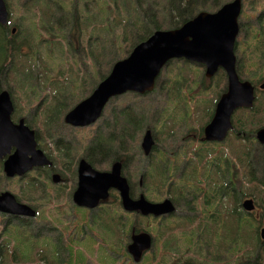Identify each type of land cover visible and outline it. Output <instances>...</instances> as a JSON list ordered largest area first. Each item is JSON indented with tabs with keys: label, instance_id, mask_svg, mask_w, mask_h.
Listing matches in <instances>:
<instances>
[{
	"label": "rangeland",
	"instance_id": "obj_1",
	"mask_svg": "<svg viewBox=\"0 0 264 264\" xmlns=\"http://www.w3.org/2000/svg\"><path fill=\"white\" fill-rule=\"evenodd\" d=\"M121 1L4 0L8 23L3 26V37L7 42L5 52L11 57L0 64V92L10 96L13 124L22 120L35 132L37 143L41 140L50 150L49 159L61 182L54 187L45 183L44 190L38 183V198L45 203L19 195L32 193L24 187L30 181L25 175L17 187L13 181L0 182V192H8L36 213L33 220L21 217L19 221L24 224L32 221L23 229L10 226L15 219L0 217V264H48L49 259V264H136L141 257L133 263L125 254L131 228L132 234L145 233L150 238L147 254H142L138 264H253L259 249L256 234L263 222L264 189L246 183L240 164L245 163L244 152L247 158L261 145L254 137L264 127V88H260L264 84V52L255 30H261L258 34L262 36L264 25L258 28L253 26L254 19L245 20L241 14L238 17L235 71L239 81L255 87V107L252 112L244 108L233 112V129L222 142L199 139L218 98L225 93L223 72L218 70L206 77L204 67L192 63L197 69L192 75L187 65L175 59L170 61L177 64L175 73L159 74V85L151 93L112 98L94 124L80 130L71 128L63 124L64 115L91 94L113 64L145 40L142 30L128 29L127 34L99 31L107 23L114 28L123 20L121 11L127 8ZM232 1L211 0L209 4L202 0L196 10L211 13ZM240 1V13H249L255 10L253 2L263 0ZM154 2L153 9L160 12L161 0ZM135 9L143 10L129 8L128 17L134 16ZM157 17L154 13L150 18L160 25L155 21ZM153 31L157 30L151 34ZM97 35L104 37L102 44L113 55V63L106 57L96 61L90 57ZM198 83L201 89L195 90ZM188 92H193L192 97H187ZM184 96L186 103L182 102ZM135 122L140 129L135 128ZM60 123L68 128L60 127ZM125 127L129 128L128 134L121 133ZM145 131L153 142L147 155L139 146ZM250 131L253 138L247 141L244 136ZM109 136L111 145L104 142L110 140ZM97 141L101 142L100 149H108L106 154L111 147L108 156L102 150V155L96 156ZM246 144L250 154L244 149ZM78 160L106 173L110 172L109 166L121 161V175L127 180L131 198L142 194L151 203L167 199L175 212L160 226L147 218L136 220L138 216L129 213L122 220L120 216L125 213L117 192L111 190V203L102 210L94 209L98 210L96 215H87L72 201ZM247 178L255 176L248 174ZM217 187L219 193L214 192ZM242 200L250 201L255 212L245 213ZM195 231L198 239L192 245L187 235Z\"/></svg>",
	"mask_w": 264,
	"mask_h": 264
},
{
	"label": "water",
	"instance_id": "obj_2",
	"mask_svg": "<svg viewBox=\"0 0 264 264\" xmlns=\"http://www.w3.org/2000/svg\"><path fill=\"white\" fill-rule=\"evenodd\" d=\"M241 12L240 0L224 4L212 13L199 12L180 27L172 30L155 31L139 44L127 58L116 62L107 76L93 89L91 94L68 111L63 121L74 127L93 124L101 115L106 103L124 93L142 95L153 89L155 78L162 66L171 59H183L204 67V76L210 77L221 70L226 79V90L214 107L212 117L203 128L205 141H222L231 129L230 118L237 109H248L253 103V87L239 81L235 71L234 43L238 35V17ZM7 21V12L0 0V25ZM264 88V84L260 86ZM13 111L7 92L0 93V159L10 150L13 152L3 163L5 176L23 175L32 167L45 166L43 156L35 150L33 132L22 120L17 124L10 121ZM255 140L264 143V127L255 133ZM153 142L145 131L140 148L147 155ZM11 164H16L12 166ZM88 173V176L86 175ZM77 186L72 194L73 203L80 208L93 209L108 197V191L117 192L123 211H137L141 216H165L173 212L171 203L164 199L151 203L142 195L131 200L126 179L119 167L110 172H99L81 160L77 165ZM56 182L58 177L56 176ZM245 211H251L250 201L241 204ZM0 213L14 216L33 217L34 212L15 201L8 192H0ZM259 237L264 243V217ZM150 238L145 233L131 236L129 253L136 261L149 248ZM139 245V246H137Z\"/></svg>",
	"mask_w": 264,
	"mask_h": 264
},
{
	"label": "trees",
	"instance_id": "obj_3",
	"mask_svg": "<svg viewBox=\"0 0 264 264\" xmlns=\"http://www.w3.org/2000/svg\"><path fill=\"white\" fill-rule=\"evenodd\" d=\"M199 1H202V0H161L162 5H163L162 9L160 12H156L155 9H153L154 3H155L154 0H124V1H121V3H123L126 6L127 11H125V10L121 11V13L123 15V20L121 19L119 21L118 25L114 26V28L109 26V24L107 23L104 25V27L100 28L99 31H107L109 29V30H114L115 32H122L124 34H127V33H129V31H127L128 29H131L133 31L134 30H142V31H144V34H145L144 38H146L147 35L151 34L152 30H166L169 28L173 29V28L180 26L181 24H183L187 20L191 19L193 16H195L199 12V10H196L197 9V3ZM207 2L210 4L211 0H206V3ZM54 3H56V2L54 1ZM209 4H206V6H208ZM252 4H254L255 10L253 12H249V13H241V17L244 18L245 20H249V19L253 20L254 19L253 24H255V25H253V26L259 25L258 28H261V26L264 25V0L263 1H255ZM135 7L142 8L143 10L138 11V9H137V11H136V9H135L133 11L134 16L131 18L128 17V9L129 8H135ZM156 10H158V9H156ZM142 11H144V13ZM154 13L158 15V17L155 19V21L160 22V25H155L153 23L154 22L153 18H150L154 15ZM0 29H1V34H0V64H3V61L5 59L11 57V54L10 53L8 54L7 52H5V49H6L5 43H7L5 38L3 37V34L5 33V31H4V28L1 26H0ZM251 30H254V27H251ZM255 31H256L255 36L261 37L260 46L262 47V52H264V32H262V36H261L260 34H258V32L261 30L256 29ZM102 39H104V37ZM102 39H100V37L97 35L96 39L93 40V42H94V45L92 43L93 54L90 57H92L93 61H96L102 57H106L110 60V63H113V59H112L113 55L111 53L107 52V47L102 44ZM143 39H141V40H143ZM100 40H101V42H99ZM141 40H139V41H141ZM121 58H123V56ZM181 61H182L181 62L182 65H187V70L189 73H191L192 75L194 73V75H196L197 69H195L192 66V64H188L187 62H185L183 60H181ZM181 63L179 64L180 67H181ZM176 66H177L176 62H174L173 64L171 62H168L164 67H162V69L159 73L160 76H162L165 73H175V67ZM180 67H178L177 70ZM159 74H158V76H159ZM158 76H157V78H158ZM157 78L155 79V83H154L155 88H157V86L159 85V81ZM171 81H172V77L168 81L169 84H171ZM154 87H153V90H154ZM200 89H201V84L200 83L196 84L195 90H200ZM192 95H193V92L187 93L188 98L192 97ZM185 100H187L186 96H184L182 98V102L186 103ZM253 107H255V105L251 106V109H245V110H249L250 112H252ZM60 125H61L60 127L68 128L61 123H60ZM134 126L136 129L141 128L140 124L138 122H135ZM121 131L120 132L122 134H128L129 128L125 127ZM252 138H253L252 131H250L248 135L244 136V139L247 141H249ZM49 139H52V138H49ZM111 141H112V137H110V140L107 141L109 143V145H111ZM244 149L247 150L249 154L251 153V149H249L248 144L245 145ZM101 150L104 151V153H105L104 156H108L109 153L112 151L111 147H110V152L108 154H106V152L108 151L107 148H104V149L98 148V150L96 151L97 152L96 156H98L100 154L102 155ZM66 151H67V149H65L64 152H66ZM236 153L237 154L239 153L237 151V149H236ZM242 158H243L245 163L240 164V166H241V169L243 172V177H245L246 183H249L252 185L257 184L258 187H261L262 189H264V144L260 145V146L257 145L256 150L253 153V155L251 154V156H249L247 158H246V152H244L242 154ZM252 161L254 162L255 166H252ZM220 165H221V163H220ZM234 174H235V172H234ZM248 174L251 176H255V178L254 179H248L247 178ZM28 177H29L28 179H30V181H29L28 185L24 186V187H26V189L28 191H31L32 193H29L28 195L24 196V195L19 193L20 190L18 188H17V193H19L20 196H23L26 199L28 197L34 198L36 203H45V201L43 199L38 198L39 197V195H38L39 189H40V187L38 186V183L43 186V190H44V186H45V183L42 179L41 172H38L35 177L33 175L28 176ZM232 178H233V175H232L231 179ZM164 181H166V180H164ZM13 182H15V185L17 187V184H19L21 182V180L20 181H13ZM0 188H1V185H0ZM173 188H175V187H173ZM178 192L181 193L180 190H178ZM204 205H206V202H204ZM238 218L240 219L242 217L239 215ZM13 219H15V220H13ZM20 219H21V217L10 218V220H13V222L14 221L16 222V223H11L10 226H12L13 228H15V226H16L17 228L23 229L25 227H30V225L32 224V221L30 222L29 220H27V224H24L23 222L19 221ZM5 225H6V222H5ZM196 232L197 231L189 232V234L187 235L188 240H190L191 238L196 236L195 235ZM17 236H18V234H17ZM255 240L257 242H259V237L257 236V234H256ZM231 244H233L232 241H231ZM53 247H54V245H53ZM53 247H52V249H53ZM54 249H55V247H54ZM52 252H54V251L51 250V253ZM257 258H259L258 259L259 261H257ZM76 259H79L78 256L76 257ZM256 262H264V244L261 242H259L258 254H256V256H253V264H256ZM49 263H50V259L48 260V264ZM70 263H72V262H70ZM43 264H46V263H43Z\"/></svg>",
	"mask_w": 264,
	"mask_h": 264
},
{
	"label": "flooded vegetation",
	"instance_id": "obj_4",
	"mask_svg": "<svg viewBox=\"0 0 264 264\" xmlns=\"http://www.w3.org/2000/svg\"><path fill=\"white\" fill-rule=\"evenodd\" d=\"M38 137L36 136V135H34V141H35V150H39L40 152H41V154H42V156H43V159L45 160V162L46 163H48V165H45V166H36V167H32L30 170H28V171H26L23 175H17V174H14L13 176H10V177H7V178H5V175L3 174V171H2V168H3V163H4V161L6 160V158L13 152V149H11L10 150V152H9V154H6V156H4V157H2L1 159H0V178L2 179V180H4V181H7V180H9V181H20V180H22L23 179V176L25 175V177L27 176H31V175H33L34 177L37 175V173L38 172H41V174H42V179H43V181H44V183H48V184H50L52 187H54V185L55 184H57V182H61V180L59 179V175L57 174L58 172L56 171L57 169L54 167V165L55 164H53V162L52 161H50V160H48L47 159V152H46V149H45V147H44V144L41 142V140L39 141V143H37V139ZM108 141V140H107ZM107 141H104V142H107ZM199 141L200 142H202V141H205V139L203 138V134H202V138H200L199 139ZM205 142H207V141H205ZM100 145H101V142H99V141H97V147H96V150L95 151H97L98 150V148L100 147ZM81 160H78V163L80 162ZM78 163H77V165H78ZM87 164H89V163H87ZM90 165V164H89ZM119 167V170H120V172H121V161H119V162H117V163H114V164H112L111 166H109V168H111L112 170H113V168H115V167ZM92 167V166H91ZM75 174H77V166H76V168H75ZM86 175L88 176V173L86 172ZM56 176L58 177V181L56 182L55 180H56ZM77 176V175H76ZM76 185H77V181H76ZM187 190V189H186ZM219 190H220V187H217L216 188V190H214V192H216V193H219ZM190 191V190H189ZM110 193H112L111 191H109V194ZM188 193V192H187ZM183 194L184 195H186V192H183ZM140 195H142V194H139L136 198H131L130 197V199L131 200H136V199H138L139 198V196ZM220 195V194H219ZM129 196H130V192H129ZM142 197H143V195H142ZM112 197H110V195H108V198L106 199V200H104V201H99L100 203H99V205H97V207L100 209V210H102L104 207H106V206H108V204H110L111 202L109 201L110 199H111ZM244 201V200H243ZM242 201V202H243ZM159 202H161V201H159ZM242 202H241V204H242ZM154 203H157V202H154ZM210 204V203H209ZM209 204H207L206 203V205L208 206ZM106 205V206H105ZM96 207V208H97ZM96 208H94V209H96ZM94 209H92V210H86L87 211V215H89V216H91V215H96V213H98V210H95V211H93ZM255 210H256V208H255V206H252V210L251 211H245V213H248V214H250V213H254L255 212ZM264 212V211H263ZM129 214H131L132 216H138L137 218H136V220L137 219H140V218H143V219H146V220H148V221H151L152 223H154L156 226H160L161 225V223L165 220V218H167V216H164V217H151V216H147V217H142L140 214H139V212H137V211H134V212H132V213H129ZM125 215H126V217H125ZM262 215H263V217H264V213H262ZM1 217H5V215L3 216V214H1L0 215ZM127 213H125L124 215H122V216H120V219H125V218H127ZM6 217H10V216H6ZM14 217V216H13ZM10 218H12V217H10ZM191 218H192V216H190V222H191ZM136 220H134V223H136ZM127 226H128V224H127ZM261 227H262V224H261ZM260 227V228H261ZM258 231H259V229H258ZM132 233H134V229L133 228H131L130 229V234H129V243L127 244V246L125 247V250H126V252H125V250H124V252H125V254L127 255H129V257L131 258V260L133 261V263H136V261L133 259V257H132V255L129 253V251H128V248H129V246H130V244H131V236L133 235ZM137 235V234H136ZM135 236V235H134ZM194 239H198V234H197V236H194L193 238H191L190 240H189V242L193 245L194 243H193V240ZM152 242H153V239H152ZM259 242H261L260 240H259ZM137 246H139V245H137ZM61 249L63 250V247H61ZM64 251V250H63ZM66 252H67V250H66ZM123 252V251H122ZM124 252L122 253L123 254V259L125 260V258H124ZM127 255V256H128ZM140 261V260H139ZM139 261H137V263L136 264H138V262ZM192 262L191 261H189L188 262V264H191ZM124 264H126V261L124 262Z\"/></svg>",
	"mask_w": 264,
	"mask_h": 264
},
{
	"label": "bare ground",
	"instance_id": "obj_5",
	"mask_svg": "<svg viewBox=\"0 0 264 264\" xmlns=\"http://www.w3.org/2000/svg\"><path fill=\"white\" fill-rule=\"evenodd\" d=\"M12 166H15L16 164H11Z\"/></svg>",
	"mask_w": 264,
	"mask_h": 264
}]
</instances>
